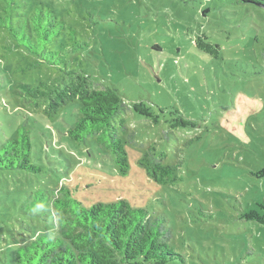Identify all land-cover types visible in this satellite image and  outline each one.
I'll return each mask as SVG.
<instances>
[{
	"label": "rangeland",
	"instance_id": "rangeland-1",
	"mask_svg": "<svg viewBox=\"0 0 264 264\" xmlns=\"http://www.w3.org/2000/svg\"><path fill=\"white\" fill-rule=\"evenodd\" d=\"M5 4L0 0V14L9 19ZM38 5L66 23L54 46L62 66L124 96L116 125L130 166L123 172L95 137L82 142L68 134L79 100L55 114L46 101L25 100L20 83L62 72L31 66L36 56L0 27V139L25 126L39 167L0 169V264H12L13 249L35 233L56 232L51 198L62 187L86 207L124 199L164 215L182 255L168 264H264V7L238 0H15V26L17 13ZM202 35L220 46L217 55L198 47ZM139 101L159 115L157 123L134 110ZM176 109L195 125L171 126ZM148 153L176 166L179 179H153Z\"/></svg>",
	"mask_w": 264,
	"mask_h": 264
},
{
	"label": "trees",
	"instance_id": "trees-1",
	"mask_svg": "<svg viewBox=\"0 0 264 264\" xmlns=\"http://www.w3.org/2000/svg\"><path fill=\"white\" fill-rule=\"evenodd\" d=\"M264 7V0H238ZM15 0H6L0 14V27H9L16 45L35 55L31 66L47 63L62 73L52 81L19 84L20 93L34 106L46 101L45 110L57 113L74 99L80 102V116L68 129L75 140L87 142L90 137L116 154L123 172L129 169L127 150L119 135L116 117L126 106L124 96L116 87L94 88L89 75L68 71L62 66L59 49H54L66 30L64 20H59L53 8L36 6L22 16L19 27L11 18ZM204 51L217 55L220 46L202 35L196 41ZM57 44V45H56ZM68 82H67V80ZM138 113L159 121V115L143 101L135 102ZM171 126H190L195 123L179 109ZM124 127V120L121 119ZM32 142L29 130L23 126L14 137L0 139V169L39 171L31 159ZM148 173L157 182H173L179 179L176 166L163 162V156L148 153ZM50 195V194H49ZM48 195V196H49ZM52 213L56 214V232L35 233L33 238L17 246L12 252V264H168L171 259L182 258L171 245L173 231L162 214L151 215L142 208H134L124 199L115 202H98L86 207L68 188L56 189L51 198Z\"/></svg>",
	"mask_w": 264,
	"mask_h": 264
}]
</instances>
